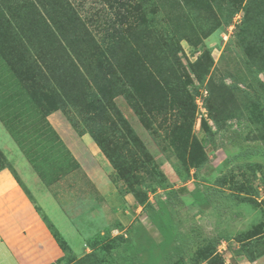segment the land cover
Here are the masks:
<instances>
[{
    "label": "rangeland",
    "instance_id": "obj_1",
    "mask_svg": "<svg viewBox=\"0 0 264 264\" xmlns=\"http://www.w3.org/2000/svg\"><path fill=\"white\" fill-rule=\"evenodd\" d=\"M3 1L12 9L2 10L0 4V119L51 143L57 139L45 120L49 113L60 112L69 126L88 131L95 109L79 93V74L87 75L77 58L86 54L80 44L84 36L76 37L70 27L57 32L34 0ZM70 1L81 17L93 22L116 16L105 0ZM130 2L148 6L144 20L143 11L135 20L136 34L146 38L137 54L145 59L147 51L153 58L177 53L186 72L182 81L196 105L195 119L191 123L177 109L150 114L156 131L152 137L125 98L113 97L110 102L148 154L131 144L132 152L121 148L125 166L134 168L126 178L114 169L110 177L122 192L146 193L150 205L124 226L117 223L122 231L108 230L87 241L84 256L64 246L61 263L243 264L264 251V0ZM12 26L23 31L16 33ZM68 41L82 47L72 50ZM135 47L126 49V55ZM138 55L133 56L137 65ZM67 90L72 96H66ZM89 91L96 93V86L90 84ZM177 125L189 129L206 154L196 175L181 158L176 136L171 142L170 131ZM104 130L119 141L113 146L121 147L114 128ZM6 164L0 149V168Z\"/></svg>",
    "mask_w": 264,
    "mask_h": 264
},
{
    "label": "crops",
    "instance_id": "obj_2",
    "mask_svg": "<svg viewBox=\"0 0 264 264\" xmlns=\"http://www.w3.org/2000/svg\"><path fill=\"white\" fill-rule=\"evenodd\" d=\"M45 120L56 142L0 119V149L8 162L0 168V264L56 263L66 250L53 232L83 255L87 241L122 231L117 223L124 226L145 211L132 194L116 188L113 168L88 131L69 126L60 112ZM243 264H264V252Z\"/></svg>",
    "mask_w": 264,
    "mask_h": 264
},
{
    "label": "trees",
    "instance_id": "obj_3",
    "mask_svg": "<svg viewBox=\"0 0 264 264\" xmlns=\"http://www.w3.org/2000/svg\"><path fill=\"white\" fill-rule=\"evenodd\" d=\"M34 1L36 5L38 3L44 9L45 15L57 32L63 34V31L70 27L76 33V37L84 36L81 38L80 44L85 48L83 51L86 54L81 52L77 58L78 65L82 66L87 75L79 74L81 79L79 87L81 91L79 93L82 97L86 96L93 103L92 106L95 109V117L91 118L88 133L117 174L119 173L126 178L128 172H131L134 168L131 165H128V168L125 166L126 160L123 158L124 155L121 154V148H127L131 151L128 147L131 144L141 149L145 154H148V152L126 118L123 117L114 103L110 102L113 97L119 94L125 98L140 123L152 137H154L156 131L152 128V116L149 117L150 114L168 115L166 113L177 109L179 115L188 118L191 123L194 121L196 105L186 90V83L182 81L183 74L186 72L182 69L183 65L177 53L175 51L173 53L165 52L153 58L151 53L147 51L144 55L145 59H140L141 57L137 54V52H142L141 47L138 45H144L146 38L136 34L139 33L140 29H136L137 23L135 20L140 18L139 12L141 11H143V16L140 21L144 20L145 8L148 6H143V3L140 4V2L131 3L130 0H105L109 8L116 12V16L101 20V24H99L100 22L97 19L93 22L91 19L81 17L70 0ZM3 2V0H0L2 10L9 11L12 9L7 2ZM36 5L33 4V7ZM15 21L18 23L17 20ZM11 30H15L16 33L23 31L18 26H12ZM96 35H98L100 43L96 41ZM155 42L159 43V41ZM81 45L74 47L68 41V47L72 50L73 48L80 50ZM132 45H136V50L126 55V49L130 46L133 49ZM119 49L122 53L117 54L120 51ZM134 55L139 56L140 63L138 65L135 64ZM199 58L192 63V66L198 63ZM92 66H95L94 70H91ZM187 78L189 77L187 76ZM88 84L96 86V93L89 91ZM207 90L208 93L212 94L210 87H207ZM64 92L66 96H72L73 94L69 90ZM115 117L117 118L116 121L114 120ZM203 126L207 130L205 122ZM106 127L110 129L113 127L114 131L120 135L119 138L123 140L121 147L118 145L113 146L119 141L112 139L105 133L104 128ZM176 127L177 130L170 131L172 134L171 142L174 144L176 136L183 151L181 158L192 164L194 168L193 175H196L197 171L207 161L206 154L189 129L183 130L182 125ZM121 130L124 132L123 134ZM124 134H127V136H124ZM186 150L188 151L187 155ZM180 190L185 189L181 187ZM128 193L132 194L143 208L150 205L146 193L142 191L138 193L131 189L128 190ZM53 235L60 247L64 248L65 245L58 234L53 232ZM252 259L254 257H250L248 260ZM61 262L62 259L54 264H65V262ZM73 264H77L76 260L73 261Z\"/></svg>",
    "mask_w": 264,
    "mask_h": 264
}]
</instances>
